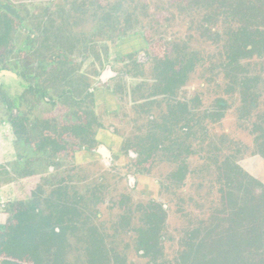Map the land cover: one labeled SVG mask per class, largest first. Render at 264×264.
I'll return each instance as SVG.
<instances>
[{
    "label": "rangeland",
    "instance_id": "obj_1",
    "mask_svg": "<svg viewBox=\"0 0 264 264\" xmlns=\"http://www.w3.org/2000/svg\"><path fill=\"white\" fill-rule=\"evenodd\" d=\"M25 1L35 6L31 14L54 16L57 48L70 42L75 58H88L81 74L98 78L107 66L113 73L95 91L103 94L97 106L57 97L53 107L46 96L37 107L24 103L28 122H19L14 134L3 124L7 81L0 80V236L22 206L48 215L52 199H67L81 212L68 235L69 264L88 263L93 229L112 264L115 256L119 264H152L138 251V231L148 222L156 230L158 264H203L186 245L187 233L222 210L226 192L243 196L235 184L227 186L229 168L241 171L237 179L264 186V52L250 49L231 66L228 56L241 30L264 32L260 0H246L242 10L229 0ZM165 59L179 68L190 63L170 98L156 92ZM48 92L47 98L56 96L50 86ZM15 93L19 106L21 89ZM176 102L188 106L183 114L172 111ZM81 116L96 123L100 141L93 150H78L63 130ZM100 129L115 131L119 144L109 147ZM55 135L65 149L44 145Z\"/></svg>",
    "mask_w": 264,
    "mask_h": 264
},
{
    "label": "trees",
    "instance_id": "obj_2",
    "mask_svg": "<svg viewBox=\"0 0 264 264\" xmlns=\"http://www.w3.org/2000/svg\"><path fill=\"white\" fill-rule=\"evenodd\" d=\"M229 2L237 10L247 5L246 0ZM260 3L264 9V0ZM229 44L231 66L250 49L252 55L263 54L264 32L241 30L240 36L233 37ZM189 64L181 67V71L170 64L173 80L183 78ZM261 137L264 156V133ZM229 169L234 175L225 177L227 186L235 184V189L243 191V196L232 190L226 192L222 197V210L214 212L204 227L187 233L186 245L203 257V264H264V186L253 178L241 181L237 179L241 171ZM258 189H263L262 194L257 195ZM50 206L48 215L33 211L34 208L15 213L6 232L0 236V264H69L68 235L74 228L72 219L80 213L66 202L61 205L52 202ZM146 227L140 229L138 251L149 257L152 264H158L156 230L149 223ZM86 255L87 264H112L113 257L103 236L94 229L86 240ZM113 262L119 264L120 258L115 256Z\"/></svg>",
    "mask_w": 264,
    "mask_h": 264
},
{
    "label": "flooded vegetation",
    "instance_id": "obj_3",
    "mask_svg": "<svg viewBox=\"0 0 264 264\" xmlns=\"http://www.w3.org/2000/svg\"><path fill=\"white\" fill-rule=\"evenodd\" d=\"M24 1L25 0H0V80L4 82L7 81L3 85H5L4 88H7L6 108L8 113L7 119L3 124L6 127L9 126L13 134L18 129L19 122L25 121V118L22 121L24 115L21 110L24 103L33 101L32 104H35V107H37L39 105V99L42 98L40 100H43V97L46 96L44 102L52 104L53 107L54 104H56L57 97L69 104L76 101L78 102L77 105H79V103L83 101L87 106H91L92 104L97 106L98 100H102L99 94L101 96L103 94L95 91L97 87L103 83L104 77L108 79L113 73L111 68L107 66L98 78L81 74L79 67L83 66L85 70L86 67L84 65L88 58H85V60L82 57L75 58L73 55L75 51L70 42L69 45L65 46V49L57 48V44L60 40L54 37L55 33L53 30L56 31L57 29V21L54 16L51 14H37L34 11L33 15L31 14V8L35 6L32 5V2ZM41 2L43 5V0H41ZM52 2H54V0ZM25 11L29 13L23 14ZM102 33L103 32H101V34ZM123 33V30L117 32L119 37H121ZM65 42H62V44ZM88 54L90 55L91 53L88 51ZM16 55H19V59H12L11 56ZM169 63L174 69L181 71V67H178L179 65L174 66L173 62H166V59L162 61V65L159 67L160 86L159 89L157 88L158 90L156 89V92L170 98L176 94L177 89L183 84V78L173 80V72ZM182 67H185V65ZM76 79L79 82H77ZM94 80L97 82H92ZM49 86L56 94L53 98L54 100L52 98H47V96L49 97ZM74 87L79 89L73 90ZM19 88L21 89V96L20 105L17 106L15 91ZM90 97H92V99ZM37 99L38 101H36ZM73 105H76V103H73ZM173 107V112L183 114L188 106L180 105L176 102ZM63 118H65V116H63ZM78 119L76 124L70 126L69 129L64 127L63 130L73 134V141H77L75 144H77L78 150L87 151L95 149L94 146L100 141L97 137L98 132H95L96 123L90 116H84V119L81 116ZM27 122L28 121H25V123ZM49 125H51V122L46 124L47 131L50 127ZM100 130L99 132L106 133L108 138L112 141L108 143L109 147H115V145L119 144V137L115 131ZM57 136L55 135L51 140L44 142V145L57 151L65 149L67 142H64V140H61ZM41 148L43 149V146ZM109 150L112 149L110 148ZM50 202L60 205L66 202L69 207L81 213L75 206L76 204L67 199L61 200L55 198ZM23 209L24 207L22 206L21 211H23ZM74 219L75 218H73L72 221H74ZM139 232L140 230L138 233ZM139 237L140 234L138 236V241Z\"/></svg>",
    "mask_w": 264,
    "mask_h": 264
}]
</instances>
